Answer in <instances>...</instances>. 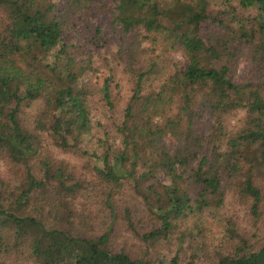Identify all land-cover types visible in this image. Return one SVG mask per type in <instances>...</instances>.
Returning <instances> with one entry per match:
<instances>
[{"label": "trees", "instance_id": "16d2710c", "mask_svg": "<svg viewBox=\"0 0 264 264\" xmlns=\"http://www.w3.org/2000/svg\"><path fill=\"white\" fill-rule=\"evenodd\" d=\"M93 1L64 3L69 8L87 7ZM97 2L113 28L123 33L141 28L152 42L161 36L186 61L183 70L174 68L157 85L152 84L157 79L154 61L141 71L129 67L133 91L116 140L97 135L100 148L89 156L94 161V179L104 187L101 200L109 212V229L114 195L127 180L157 220V226L140 234L143 243H152L165 238L188 213H200L212 199L216 205L221 203L223 171L239 172L240 192L250 198L252 216H258L264 202L250 168L264 166V0H221L220 18L209 11V0ZM53 5L49 2L41 9L36 0H0V11L8 18L0 34V159L22 169L15 182L0 179V253L25 243L37 264H162L111 248L108 229L96 237H81L43 221L44 212L58 220L70 219L68 198L84 183L50 156L39 132L48 131L56 146L68 150L76 147L78 137L89 135L93 125L88 106L91 87L84 81L86 73L94 71L91 55L77 60L66 50L60 38L67 19L48 16ZM12 34L11 42L7 38ZM242 54L247 56L251 78L237 82L232 71ZM99 92L111 107L107 78ZM34 99L43 102L44 110L28 128L20 120V107ZM195 105L214 115L218 134L223 116L244 109L243 126L227 138L226 152L206 154L191 128ZM245 163L248 168L242 172ZM159 176H166L169 183H162ZM123 218L130 226L127 209ZM9 234L12 244L7 241ZM216 254V264H264V239L250 252L242 245L232 253ZM176 261L174 255L170 264ZM0 264H4L1 258Z\"/></svg>", "mask_w": 264, "mask_h": 264}, {"label": "rangeland", "instance_id": "374dc122", "mask_svg": "<svg viewBox=\"0 0 264 264\" xmlns=\"http://www.w3.org/2000/svg\"><path fill=\"white\" fill-rule=\"evenodd\" d=\"M97 1L87 7L69 8L64 0H36L41 9L49 2L54 3L46 14L67 19V29L61 35V42L66 44V50L74 54L77 60H84L86 53H90L94 67V71L86 73L84 77L85 83L91 87L88 106L93 125L89 135L78 137L74 141L76 147L61 150L54 144V136L48 131L39 132L41 144L50 156L62 161L84 183L82 190L68 198L67 206L72 217L58 220L44 212L42 218L45 225L81 237H96L108 229L111 231V248H122L130 257L160 260L162 264H170L174 255L177 257L175 264H216V252L229 254L234 251L235 246L242 245L246 252L256 250L264 239V206L260 202L259 215L252 216L249 210L251 200L240 192L242 177L239 172H222L219 205L212 199L203 206L200 213H188L175 223L165 238L152 243H143L140 234L157 226V220L145 210L142 199L131 187L133 183L127 180L123 188L118 189L114 195V218L109 229V212L101 200L104 187L94 179V161L89 156L92 151L98 152L96 149L100 148L96 146L97 135L110 138L109 142L116 140L123 109L133 91L134 77L128 71L129 67L141 71L150 61H154L157 79L152 84L157 85L174 68L183 70L186 61L182 53L168 45L161 36L152 42L141 28L127 33L121 32L118 27L113 28L105 8L100 7ZM220 2L221 0H209L208 6L212 15L219 18L222 16L217 12ZM7 23L6 14L0 11V34ZM7 39L12 42L13 34L8 35ZM47 59L51 61L52 57ZM248 69L247 56L242 54L234 63L233 80L241 82L251 78ZM104 78L108 79L111 107L104 103L99 92ZM21 90L20 88L19 92ZM20 110L22 124L30 128L44 110V104L39 99L25 100ZM191 114V128L200 136L208 155L210 151L226 152L227 138L235 136L243 126L244 109L241 108L222 117L219 134L214 115L208 109L195 105ZM82 150L87 154H82ZM190 165L195 166L196 160H190ZM246 168L248 164H242V172ZM21 174V168L7 166L0 159V179L11 183ZM250 174L264 202V166L250 168ZM158 178L162 183H169L166 176ZM124 209L129 212L130 226L123 218ZM7 241L12 244L10 234ZM0 258L4 264H37L25 243L9 247L8 252L0 253Z\"/></svg>", "mask_w": 264, "mask_h": 264}]
</instances>
